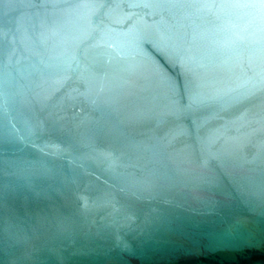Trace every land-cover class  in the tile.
<instances>
[{
    "label": "water",
    "instance_id": "1",
    "mask_svg": "<svg viewBox=\"0 0 264 264\" xmlns=\"http://www.w3.org/2000/svg\"><path fill=\"white\" fill-rule=\"evenodd\" d=\"M0 264H264V0H0Z\"/></svg>",
    "mask_w": 264,
    "mask_h": 264
}]
</instances>
